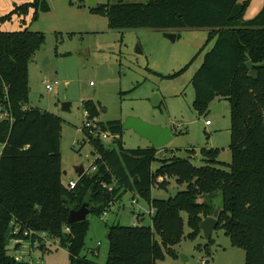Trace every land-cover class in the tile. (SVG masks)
<instances>
[{
    "label": "trees",
    "instance_id": "1",
    "mask_svg": "<svg viewBox=\"0 0 264 264\" xmlns=\"http://www.w3.org/2000/svg\"><path fill=\"white\" fill-rule=\"evenodd\" d=\"M249 1L145 0L87 7L91 14L105 17L112 30L208 29L198 53L213 43L190 79L192 106L202 115L214 100L230 102L231 159L229 163L219 161L218 149L213 148H201L200 163L193 162V149L186 150V157L172 153L157 159L151 146L125 148L121 136L106 146L104 140L87 135L82 126L80 147L90 144L95 171L87 169L72 189L61 181L62 119L28 107V65L45 37L27 28L0 31V264H29L15 260L10 249V239H27L23 232L29 230L57 240L68 251V264H156L165 254L177 257L173 247L183 237H201L199 223L208 216L217 218L215 229H223L232 246L244 250V264H264V4L253 18L245 20ZM28 8L34 9L35 17L38 11L50 10L47 0H33L16 10L26 13ZM192 60L168 77L179 75ZM249 60L256 71L254 78L245 66ZM82 105L90 119L98 116L93 101L85 100ZM121 123L112 120L96 122V126L115 136L122 133ZM154 161L159 165L152 169ZM165 176L186 184L185 189L168 198H153L152 185ZM128 191L154 208L149 213L151 224H106L105 262L88 259L81 251L89 221L68 223L69 211L87 202L90 213L101 216ZM136 212L143 219L139 209ZM9 226L18 228L19 234L6 238ZM35 238L39 237L31 236ZM212 243L211 236L204 248Z\"/></svg>",
    "mask_w": 264,
    "mask_h": 264
},
{
    "label": "rangeland",
    "instance_id": "2",
    "mask_svg": "<svg viewBox=\"0 0 264 264\" xmlns=\"http://www.w3.org/2000/svg\"><path fill=\"white\" fill-rule=\"evenodd\" d=\"M95 1L102 4L145 0ZM32 2L0 0V17L10 15L7 19H0V31L27 28L41 32L45 37L43 45L28 65V106L53 113L62 119L61 168L62 172H66L61 177L63 185L67 187L69 180L77 179L75 166L82 165L86 171L94 159L90 144L80 147V141L84 138L82 104L85 100L96 104L98 116L95 122L124 121L128 116H135L150 124L174 128L173 139L156 149L157 159L171 157L172 153L186 157V150L193 149V162L200 163L201 148H213L218 149L219 161L230 162V102L221 100L220 112H213L210 107L202 115L192 106L194 89L190 79L201 64L203 54L209 49L207 45L198 53L206 40L207 28L168 31L176 35L174 40L164 37V31L157 29L112 30L107 26L105 17L89 12L85 0H81L84 7H79V0H47L50 10L45 13L38 11L37 17L33 8H28L26 13L16 10ZM191 59L192 62L179 75L168 77L179 72ZM55 81L57 84H54ZM46 84H51L53 89L48 91ZM154 93L159 96L157 107L151 103ZM66 101L70 102L69 111L61 109ZM205 120H210L211 124L205 126ZM118 136H121L125 148L150 146L146 139L132 130H122L121 135L105 139L104 144L112 145L113 137ZM158 163L154 161L152 169ZM185 186L184 183H176L173 177H159L152 185L151 196L168 198L185 189ZM133 199L137 200L136 204L132 203ZM149 208L146 200L128 191L105 214L96 216L90 213L81 254L97 263H104L108 252L106 224L150 225ZM137 209L144 215L143 219L137 218ZM182 216L185 223L186 214L182 213ZM188 230L185 225L184 233ZM212 239L214 243L204 248L202 234L195 240L183 237L173 247L177 257L165 254L164 260L156 264L245 263L244 250L232 246L223 229H215ZM25 250L24 261L29 264H68L67 249L55 239L46 238L37 248L26 247ZM181 255L187 259L185 262Z\"/></svg>",
    "mask_w": 264,
    "mask_h": 264
},
{
    "label": "water",
    "instance_id": "3",
    "mask_svg": "<svg viewBox=\"0 0 264 264\" xmlns=\"http://www.w3.org/2000/svg\"><path fill=\"white\" fill-rule=\"evenodd\" d=\"M87 5L89 7H96L97 3L95 0H85ZM164 37L174 40L176 38V35L174 33H170L168 31L163 32ZM138 52H141L139 49H137ZM245 66L248 70H250V76L255 77L256 71L252 70V62L249 60L245 62ZM151 103L153 107L159 106V96L157 93H154L151 97ZM222 102L217 101L212 106L211 109L213 112H220L222 108ZM61 109L63 111H69L70 109V102H63L61 105ZM121 129L122 130H132L134 133H136L141 138L146 139L150 146L154 149H158L161 147H164L166 144H168L174 136V132L172 127H162L160 125L156 124H150L138 117L135 116H128L125 118L124 121L121 123ZM74 171L77 175V178L81 177L85 169L82 165L75 166ZM64 173V172H63ZM90 214V209L88 207V203L84 202L82 205L77 209H71L69 211L67 221L68 223H75L82 221L87 218V216ZM218 224V220L215 217L208 216L200 221L199 223V229L202 233V237L205 241H208L213 231L215 230L216 226ZM11 226H9L5 232V237L7 238L10 234ZM42 248V247H40ZM182 261L185 262L187 259L181 255Z\"/></svg>",
    "mask_w": 264,
    "mask_h": 264
},
{
    "label": "built area",
    "instance_id": "4",
    "mask_svg": "<svg viewBox=\"0 0 264 264\" xmlns=\"http://www.w3.org/2000/svg\"><path fill=\"white\" fill-rule=\"evenodd\" d=\"M54 84H57V81L54 82ZM46 89L48 91L53 89V86L51 84H46ZM84 117H85V122L83 124V127L87 130V135L92 136V137H98L101 140H105L111 137V135L108 132H103L98 129L96 126L95 119H90L89 118V113L87 110H84ZM211 122L210 120H205L204 125L208 126L210 125ZM1 147V146H0ZM94 160V159H93ZM93 163V161H92ZM92 163L89 165V168L91 171H95V166L92 165ZM76 180H69L67 183V187L69 189H72L75 186ZM133 204L137 203V200L133 199L132 200ZM154 208L150 207L148 210V213H153ZM11 227V231H12ZM10 233H13V235H18L19 231L18 228H13V231ZM23 235L29 236V238L24 239L23 237H17L14 236L10 239V249H11V254L15 257V260L17 261H24V256L26 254V247L29 248H37L38 245H40V239H43V241L46 239L45 233L41 232H35V231H24ZM32 235H37L39 238H35L34 240H31ZM26 243V244H25Z\"/></svg>",
    "mask_w": 264,
    "mask_h": 264
},
{
    "label": "crops",
    "instance_id": "5",
    "mask_svg": "<svg viewBox=\"0 0 264 264\" xmlns=\"http://www.w3.org/2000/svg\"><path fill=\"white\" fill-rule=\"evenodd\" d=\"M240 1H242V0H240ZM263 4H264V0H250L248 6L246 8L245 14H244V19L248 20V19L253 18L262 9ZM212 43H213V41L208 44L209 48L211 47ZM217 101L218 100H214L210 104L209 108ZM28 107H31V106H28ZM63 172H62V174H66L65 171H63Z\"/></svg>",
    "mask_w": 264,
    "mask_h": 264
}]
</instances>
